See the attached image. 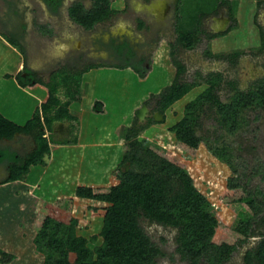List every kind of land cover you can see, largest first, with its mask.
<instances>
[{
	"label": "rangeland",
	"instance_id": "1",
	"mask_svg": "<svg viewBox=\"0 0 264 264\" xmlns=\"http://www.w3.org/2000/svg\"><path fill=\"white\" fill-rule=\"evenodd\" d=\"M72 1L63 0L59 12L53 13L44 0H0V31L21 39L27 48V65L37 76L49 81L54 71L69 63L78 68L92 60L122 63L128 50L125 48L123 57H119L114 47L125 38L135 50L131 61L139 63L144 58L148 71L145 78L132 68H94L84 74L82 100L70 104L71 112L78 117L75 128L71 122L55 123L53 135H50L54 137L51 154L46 158V164L33 165L20 182L0 186V249L14 256L9 263L0 264H44L45 255L37 249L36 236L47 218L64 222L77 219V233L88 238L91 247L102 243L100 232L107 204L81 198L77 189L86 186L96 193L108 192L119 182V169L125 171L130 167L129 163L122 164L128 147L120 136L121 129L130 125L135 117L146 123L149 114H153L154 122H148L139 136V146L186 166L198 189L217 207L211 242L217 248L223 244L237 245L224 264H245L246 251L256 245L260 237L252 236L243 241L236 225L251 207L246 190L259 188L264 192V109L246 110L242 125L232 134L219 123L215 111L207 107L202 111L198 133L214 145L229 147L244 182L245 174L249 176L246 189L231 188L232 169L209 151L205 141L196 149L190 148L180 143L171 130L183 118L186 105L208 85L195 87L164 114L154 110L155 99H151V94L159 93L175 78L176 68L168 43L175 41L178 30H200L201 37L191 48L179 46L180 59L187 68L184 79L192 80L200 75L204 78L211 70H221L230 75L240 89L246 90L259 78L252 79L264 78V43L255 24L259 19L264 24V11L258 17V0H229L237 24L231 21L233 27L227 34L221 33L212 39L208 37L212 22L209 17L214 16L220 0H185L180 8L182 20L179 24L178 11L175 12L177 2L173 4L176 0H168L167 9L162 14L157 13L152 5L145 4L148 0H131V4L130 0H111L112 8L119 9L115 20L111 25L97 24L88 31L70 19L68 7ZM83 1L87 7L91 6V0ZM226 7L228 14L229 5ZM201 10L210 12L205 17ZM189 13L194 15L193 18H189ZM138 16L151 27L139 28ZM215 19L218 21V17ZM51 29L55 34L53 37L42 33ZM217 29H214L215 34H219ZM237 50L245 57L237 60L234 66L230 62ZM211 53L218 55L216 58L226 59L225 63H215L217 60L211 58ZM18 61H23L21 51L0 33V110L6 115L22 113L28 121L47 100L48 94L39 93L37 83L32 85L34 92L28 87L20 90L18 83L12 80L8 83L6 76L16 74ZM31 91L35 93V101L29 99ZM232 92L226 83L216 91L222 101H228ZM8 95L14 102L21 100L20 107L9 101ZM96 102L101 103L102 111L95 110ZM34 105L36 109H33ZM142 107H146V113L141 117L137 111ZM23 136L19 134L13 141H0V145L27 154L34 149V143L29 136ZM6 169V164L0 165V179L6 177ZM142 225L164 252L155 264H187L176 251L177 229L148 219H143ZM75 257L74 253L70 254L72 261Z\"/></svg>",
	"mask_w": 264,
	"mask_h": 264
},
{
	"label": "trees",
	"instance_id": "2",
	"mask_svg": "<svg viewBox=\"0 0 264 264\" xmlns=\"http://www.w3.org/2000/svg\"><path fill=\"white\" fill-rule=\"evenodd\" d=\"M185 0L177 3V24L182 20L180 8ZM218 4L229 5L230 13L235 18V10L229 0H221ZM51 10L59 12L63 0H45ZM201 8H203L201 6ZM203 16L210 11L203 12ZM118 10L112 8L111 0H93L92 6L87 7L83 1L73 2L68 8L70 18L85 30H92L97 24L107 22L117 15ZM199 16L197 17V24ZM197 25V26H198ZM13 46L17 47L23 56L25 65L15 76L7 74V78L15 77L21 87L41 84L48 88V98L25 123L19 124L5 116L0 111V141H12L17 135L29 136L35 144L32 152L22 155L18 150L0 145V165L6 164L9 176L0 180V186L10 182L24 180L33 165H45L46 158L51 154V143L54 124L78 121L70 110L72 102L82 100V82L86 72L93 68L132 67L140 77L145 78L147 68L131 62L130 58L122 63L116 62H87L83 68L64 65L51 74L50 80L45 81L27 65V48L21 39L12 34L0 31ZM51 34L52 32H44ZM200 30L182 32L178 30L175 45H171L170 56L176 68L172 83L159 93L151 94L155 99V111L164 112L174 103L182 99L192 89L205 82L208 87L185 107L184 116L171 127L177 140L190 148H198L205 141L209 151L232 169L229 180L231 188H245L249 176H244L233 161L234 156L227 146L214 145L205 136L198 133L202 111L207 107L215 111L219 123L228 128L229 133H235L243 122V113L251 108L264 109V80L253 83L248 89L242 90L234 80H226L221 73H210L204 78L200 75L191 81L184 79L186 65L178 58L179 46L193 47L201 39ZM228 32H223L227 34ZM221 35V34H220ZM217 35H211L216 37ZM128 43L115 46L116 53L123 57L124 48ZM113 46V45H112ZM134 52L129 49L127 55ZM212 56L216 57L218 55ZM240 50L234 51L231 60L237 62ZM24 73H28L27 76ZM233 90L228 101H222L216 91L224 84ZM150 104V100L147 101ZM96 111H102L100 102L94 106ZM154 122L152 116L146 123L139 122L135 117L132 123L121 129L120 136L124 139L127 149L123 163H129L128 170H120L119 182L108 192H94L91 188L80 186L77 195L81 198L97 200L107 204L103 226L100 235L103 239L100 245L91 247L88 238L77 233V219L70 222L61 220H44L37 232V249L45 255L44 264H155L164 254L147 234L142 225L143 219L170 226L177 229L176 251L181 260L187 264H224L237 245L223 244L217 248L211 242L216 225L215 212L217 207L211 203L206 194L195 185L193 174L185 165L173 161L163 154H154L139 146V136ZM49 132V134H48ZM57 142V141H56ZM239 174V175H238ZM247 201L251 204L249 212L240 218L236 230L247 241L252 236H259L256 245L249 248L245 255V264H264V192L259 188L250 189ZM258 231V232H256ZM96 239V237H94ZM211 242V243H210ZM75 259H70V254ZM0 263H9L14 259L13 254L0 249Z\"/></svg>",
	"mask_w": 264,
	"mask_h": 264
},
{
	"label": "crops",
	"instance_id": "3",
	"mask_svg": "<svg viewBox=\"0 0 264 264\" xmlns=\"http://www.w3.org/2000/svg\"><path fill=\"white\" fill-rule=\"evenodd\" d=\"M83 1V0H82ZM84 2V1H83ZM130 2V4H131V0L129 1ZM73 3V2H72ZM71 3V4H72ZM92 3H93V0H91V6H92ZM168 0H153V1H151V0H148L145 4H149V5H152L153 7H154V9L156 10V12L157 13H159V14H162V12L163 11H165L167 8H166V6H168ZM70 4V5H71ZM84 4H85V2H84ZM69 5V6H70ZM86 5V4H85ZM87 6V5H86ZM90 6V7H91ZM50 8V7H49ZM69 8V7H68ZM132 8H134V6L132 5ZM144 9H146V5L144 6ZM50 10H51V8H50ZM117 10H118V12H117V14L119 13V9L117 8ZM52 11V10H51ZM53 12V11H52ZM53 13H55V12H53ZM69 15V14H68ZM117 16V15H116ZM116 16L113 18V19H111V20H109V21H107V22H104V23H108V24H112V22L115 20V18H116ZM189 18H193V16L194 15H191L190 13H189ZM70 17V16H69ZM221 18H222V16H220ZM219 17V18H220ZM224 17V16H223ZM71 19V18H70ZM128 19H130V18H128ZM72 20V19H71ZM73 21V20H72ZM217 21V20H216ZM74 22V21H73ZM217 23H218V21H217ZM77 24V23H76ZM101 24V23H100ZM137 24H138V27L139 28H145V29H149L151 26H150V24H148V22L146 21V20H144L143 19V17H141V16H138L137 17ZM188 25V24H187ZM188 26H190V24L188 25ZM233 26H231V28H232ZM83 28V27H82ZM84 29V28H83ZM52 33L51 34H44V35H47V36H51V37H53V36H55V34H54V31H52V29L50 30ZM88 31V30H87ZM231 31V30H230ZM179 36H178V31H177V33H176V35H175V40L176 41H172L170 44H169V49H171V45H175L176 44V42H177V38H178ZM175 42V43H174ZM123 43H128L127 45H126V49L129 51V49H132V51L134 52V54H135V50L133 49V46L130 44V42L125 38V40L124 41H122V43L121 44H123ZM125 48H124V51H125ZM170 51V50H169ZM127 54V53H126ZM171 57V56H170ZM127 59V58H126ZM92 63H98V62H95V61H91ZM131 62H133V61H131ZM134 63V62H133ZM143 63H144V65H143ZM173 63V62H172ZM18 66H17V68H16V74L20 71V70H22L23 69V65H24V61H18ZM135 64H141L142 65V67H145V68H147L146 66H145V61H144V58H142L140 61H139V63H135ZM67 65V64H66ZM68 65H71L70 63L68 64ZM112 68H117V67H112ZM127 68H132V67H127ZM94 69V68H93ZM96 69V68H95ZM123 69H125V68H123ZM133 69V68H132ZM92 70V69H91ZM134 70V69H133ZM90 71V70H89ZM88 71V72H89ZM135 71V70H134ZM136 72V71H135ZM87 73V72H86ZM16 74H11V75H13V76H15ZM138 74V73H137ZM139 75V74H138ZM7 80H9L8 81V83L10 82V80H12L14 83H16L17 82V80H16V78L15 77H12V78H6ZM4 80V79H3ZM6 83L7 82H5L4 84L6 85ZM18 83V82H17ZM38 86H39V89H40V91H39V93H43V95H46V94H48V91H47V89H46V87L45 86H43V85H41V84H38ZM8 87V86H7ZM12 87V86H11ZM14 87V86H13ZM18 88H20V90L21 89H26L25 87H20L19 86V84H18ZM18 88H16V86H15V90H16V92H17V95H18V92H19V90H18ZM28 88H30L31 90H33V92L34 91H36L35 89H34V86L32 87V86H28ZM6 89V88H5ZM32 92V91H31ZM33 92L31 93V97L29 96V99H31V100H33V101H35L36 100V96H34L35 95V93L33 94ZM37 94H38V92H37ZM19 96V95H18ZM48 96V95H47ZM20 97V96H19ZM28 99V100H29ZM40 99V98H39ZM8 100L9 101H11L13 104H15L16 106H18V107H20V105H21V100H18V102H14L15 100H12V97H11V95H8ZM41 100V99H40ZM33 109H36L35 108V105H34V107H33ZM32 110V109H31ZM1 111V110H0ZM35 111V110H34ZM2 112V111H1ZM3 113V112H2ZM4 114V113H3ZM5 116H7L8 118H10V119H12L13 121H15V122H17V123H19V124H24L26 121H25V119H24V117L25 116H23L22 115V113H17V114H11V115H6V114H4ZM67 123H70V122H67ZM60 124H63V123H60ZM69 130V129H68ZM23 136V135H22ZM20 137H21V135H20ZM24 137V136H23ZM16 138V137H15ZM57 140H61V139H59V138H57ZM3 141H5V140H3ZM7 141V140H6ZM9 141V140H8ZM13 141V140H12ZM34 146H35V144H34ZM7 147H9V146H7ZM11 149H12V147H10ZM14 150H16V149H14ZM33 151V150H32ZM31 151V152H32ZM22 155H27V154H23L21 151H19ZM8 171V169H6V172ZM5 172V173H6ZM9 176V174H8V172H7V175H6V177H4L3 179H0V180H5L7 177ZM17 182H20V181H17ZM17 182H15V183H17ZM11 183H14V182H10V183H6V184H3V185H1V186H4V185H7V184H11Z\"/></svg>",
	"mask_w": 264,
	"mask_h": 264
},
{
	"label": "flooded vegetation",
	"instance_id": "4",
	"mask_svg": "<svg viewBox=\"0 0 264 264\" xmlns=\"http://www.w3.org/2000/svg\"><path fill=\"white\" fill-rule=\"evenodd\" d=\"M45 1V0H44ZM75 1H78V0H73L72 2H75ZM82 1V0H81ZM178 3V0H176L175 2H173V4H175V3ZM222 1L220 0V3H221ZM177 3H176V5H175V12L177 11ZM226 6H228V5H225V4H221V7H222V9L220 8V6L218 7V6H216V10L213 12L214 13V16L212 17H209L210 19L209 20H212V22H211V27H210V29H211V31H209L210 33L208 34V37L209 38H214V37H211V35H217L216 37H218V36H220V34L221 33H219V34H215V32H214V29H216V28H218L219 27V24L217 23V21H216V19L215 18H219L220 16H223L224 14L225 15H229V16H231L232 17V19H231V21L234 23V24H237V20L238 19H236V18H234L232 15H231V13H230V11L228 12V14H226V12H227V8L228 7H226ZM220 9V10H219ZM227 9V10H226ZM257 15H259L258 17H260V15H261V12H263L264 11V0H258L257 1ZM222 13H224V14H222ZM119 14V13H118ZM176 16H177V14H176ZM207 15H205V17H206ZM226 17V16H225ZM208 21V20H207ZM256 26H257V28H258V30L261 32V40H262V44L264 43V24H263V22L259 19V21H256ZM176 41V40H175ZM172 41L170 40V42L168 43V44H170ZM175 43V42H174ZM119 44H117V46H118ZM263 46V45H262ZM115 48V47H114ZM179 49V48H178ZM263 49V48H262ZM170 50V49H169ZM179 50H181V49H179ZM178 50V51H179ZM182 51H183V49H182ZM169 54H170V51H169ZM181 54V52L180 53H178L177 55H178V58H179V60H181L182 62H183V60L182 59H180V57L182 56V54ZM127 56V58H130L131 60H132V56H128V55H126ZM243 57H245L244 55H243V53H241L240 52V54L238 55V58H237V60H241ZM211 58L212 59H214V60H217V61H214L215 63H225V61H226V59H224V58H214V57H212L211 56ZM184 63V62H183ZM231 64H233L234 66L236 65V63H233V60H231V62H230ZM185 64V63H184ZM24 65H25V62H24ZM24 65H23V67H24ZM217 65V64H216ZM29 67V66H28ZM30 68V67H29ZM233 69H230V71H232ZM35 72V71H34ZM36 73V72H35ZM186 73V72H185ZM210 73H221V74H223V76H224V78L227 80H232V79H230V75H226L223 71H221V70H211V71H209L207 74H206V76L207 75H209ZM24 75L25 76H27L28 75V73H24ZM37 75V74H36ZM259 78V79H258ZM258 79V80H257ZM252 80H257V81H255V82H258V81H260V80H264V78H261V76H257V78H254V79H252ZM189 81H191V80H189ZM202 84H206L205 82H203ZM201 84V85H202ZM153 114H149L147 117H150V116H152ZM3 165V164H2ZM7 166V165H6Z\"/></svg>",
	"mask_w": 264,
	"mask_h": 264
},
{
	"label": "water",
	"instance_id": "5",
	"mask_svg": "<svg viewBox=\"0 0 264 264\" xmlns=\"http://www.w3.org/2000/svg\"><path fill=\"white\" fill-rule=\"evenodd\" d=\"M230 22H231L230 16H227V17L224 16L222 18L221 17L218 18L219 27H218L216 33H223V32L228 31L231 28ZM137 112L141 117L144 116L146 113V107H142V108L138 109ZM0 157H1V153H0Z\"/></svg>",
	"mask_w": 264,
	"mask_h": 264
},
{
	"label": "clouds",
	"instance_id": "6",
	"mask_svg": "<svg viewBox=\"0 0 264 264\" xmlns=\"http://www.w3.org/2000/svg\"><path fill=\"white\" fill-rule=\"evenodd\" d=\"M60 123H64V122H60Z\"/></svg>",
	"mask_w": 264,
	"mask_h": 264
}]
</instances>
